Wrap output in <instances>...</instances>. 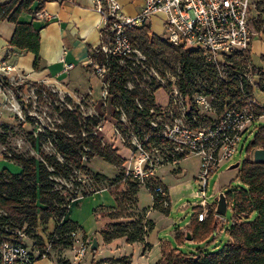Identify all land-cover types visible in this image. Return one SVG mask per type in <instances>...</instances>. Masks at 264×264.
Masks as SVG:
<instances>
[{"label":"trees","instance_id":"obj_1","mask_svg":"<svg viewBox=\"0 0 264 264\" xmlns=\"http://www.w3.org/2000/svg\"><path fill=\"white\" fill-rule=\"evenodd\" d=\"M36 1L39 5L34 11L32 6ZM50 1L52 0H10L0 5V22L7 20L15 24L11 45L34 53L36 55L35 69L39 68L40 62V34L31 23H21L19 17L22 13L35 14L43 10L45 4ZM262 24L261 21L250 20V27L254 32H260ZM130 37L135 47L147 59L159 61L166 68L169 65L164 62L165 59L175 61L178 65L175 73L178 76V83L190 100L196 92L210 93L209 87H215V72L205 62L202 51L174 47L155 34L150 37L149 26L131 31ZM95 58L100 62L108 63L109 94L115 107H122L130 122V126L118 123L119 126L126 130H133L141 141H144L147 135H151L146 146L162 143V139L152 136L150 121L153 116L150 110L157 107L155 88L147 82L144 87L141 86L140 81H143L141 66H122L114 57L107 58L103 55H96ZM242 60L234 65V69L246 68L251 63V54L248 53ZM178 67L181 70L179 74ZM224 71L228 76L227 70ZM161 73L165 74L162 71ZM252 73L258 77L256 87L264 92V68L252 65ZM137 75L140 80L136 78ZM130 82H133V88H129ZM6 84L13 92H16L18 88L16 85L8 80ZM231 84L232 91L238 94L235 83ZM34 85L38 88L40 86ZM43 89L45 91L47 88L44 86ZM214 94L218 114H221L225 109L226 99L231 97V91L220 87ZM68 101L71 103V98H68ZM192 110H196L195 106ZM64 111L65 113L62 112L65 123L63 129L53 131L46 128L38 134L29 133L28 141L38 156L18 151L4 155L5 159L21 166L22 171L15 174L8 169H0V246L3 237L7 235L5 228L12 231L25 229L36 248L43 249L47 241L51 242L52 249L56 250L73 246L74 238L71 234L79 232L80 227L78 223L66 219L69 205L81 194L83 196L92 194L104 184L116 203V207L108 211V217L113 221L128 219L111 223L107 229L101 231L104 242L109 243L114 239L125 237L130 244L145 243L144 248L150 249L151 246L146 243V237L152 231L154 223L146 218L145 210L138 208V195L142 189L140 182L133 177L125 176L123 166L125 160L115 149L103 144L99 136L94 135V128L99 123L97 118L81 117L77 110L65 109ZM115 115L119 120L121 112L116 111ZM8 127L3 126V131L0 132V141L5 143L8 139L7 130H10ZM83 128L86 130L84 131L86 136H83V131H80ZM48 141L53 148V153H46L43 150ZM257 148H264V126L259 127L253 141L249 144L248 151L251 153ZM96 155L121 168L119 175L111 179L91 172L86 161H90ZM184 157L182 156L181 159ZM77 172L87 175L85 183L78 180ZM237 177L242 186L226 193L232 209V223L224 228L221 223L222 217L213 211H210L205 222H199L196 218L190 228L193 240L206 242V246L191 252H185L179 247L164 246L162 259L155 264H264V164L248 159L242 163ZM59 179L72 181L74 188H68ZM90 183H93L91 186L96 187L93 192L87 189ZM159 185L168 192L167 186L160 180H154L153 184L151 181L150 188H147L153 194L154 189ZM76 190L80 193L75 192ZM154 208L166 214L170 212V206L163 207L155 202ZM50 220H54L56 226L45 241L37 234V227L39 223L47 224ZM223 229L226 231V239L223 243L220 242L210 248L209 245L215 240L210 238L216 237L217 233ZM184 238L185 234L182 231L176 233V239L180 243L185 240ZM57 263L71 264L70 261L62 258H59ZM92 264H131V261L123 257L100 262L93 261Z\"/></svg>","mask_w":264,"mask_h":264},{"label":"built area","instance_id":"obj_2","mask_svg":"<svg viewBox=\"0 0 264 264\" xmlns=\"http://www.w3.org/2000/svg\"><path fill=\"white\" fill-rule=\"evenodd\" d=\"M92 1L104 23V35L102 42L91 50L85 65L103 79L104 97H111L109 67L108 63L97 60L96 55L114 57L122 66H141V86L144 87L146 82L152 85L155 88L154 96L160 88H165L168 94L166 105L160 106L155 98L157 107L150 110L153 116L150 121L152 136L163 140L159 145L146 146L151 135L141 141L133 130L120 127L118 123L130 126V122L122 107H116L121 116L117 119L115 134L130 151L124 165L125 176L135 178L142 187L150 188L151 181L153 184L154 180H158L162 166L178 165L182 156L195 154L200 157L196 195L201 199L195 206V217L203 222L210 211L217 215L218 196L213 203L208 201L209 180L223 164L235 157L245 132L264 120V106L254 93L256 76L252 73L251 64L246 68L234 69V65L239 64L251 51L256 32L251 29L250 20H257L264 13V0H144L141 12L134 17L124 14L121 0ZM157 15L162 16L163 38L174 47L202 51L205 62L215 72V91L220 87L231 91V97L226 99L221 114L216 111V98L211 89L210 93L196 92L190 100L182 91L177 75L170 72L163 75L146 66L148 59L135 47L130 32L149 26L151 17ZM35 16L48 18L50 15L43 9ZM66 68L69 70L73 65L67 64ZM12 70V66L6 62L0 66V72L8 74ZM224 70H227L228 76ZM177 72L181 73L180 67ZM2 76L0 92H4L2 85L6 84V78ZM136 78L140 80L138 75ZM231 83H235L238 94L232 91ZM129 88H133L131 83ZM138 105L141 107L139 102ZM193 106L195 111L192 110ZM20 118L23 119L21 115ZM102 129V125L98 124L94 128V135L100 137ZM43 131L40 129V132ZM83 136H86L85 132ZM83 158L86 160L85 156ZM77 174L79 181H87V175ZM59 181L68 188H74L72 181ZM75 192L80 193L79 190ZM152 196L155 203L170 206L169 193L162 185L154 189ZM5 231L7 235L0 246L1 264H36L39 259L48 257L51 242H45L43 249H32L25 241L30 237L25 229L12 231L5 228ZM71 235L75 247L78 232ZM91 245L92 241L86 240L75 247L76 261L84 258Z\"/></svg>","mask_w":264,"mask_h":264},{"label":"crops","instance_id":"obj_3","mask_svg":"<svg viewBox=\"0 0 264 264\" xmlns=\"http://www.w3.org/2000/svg\"><path fill=\"white\" fill-rule=\"evenodd\" d=\"M9 1L10 0H0V5ZM121 3L124 14L134 17L141 12L144 5V0H121ZM38 5L39 2L36 1L32 6V10L35 11ZM44 10L49 13L50 16L48 18H37L33 13H22L19 17V21L21 23H31L34 28L39 31L40 62L38 69H35L36 55L34 53L29 52L27 50L19 49L17 47H13L11 45V40L15 31V24L7 20L0 22V66L3 65V62H6V64L12 66L13 68L10 73L7 74L0 72V75H4L6 80H8L11 84L17 85L18 88L16 91H24L25 85L19 84L18 82L20 81L27 82V84L32 83L37 85H43L56 93H64L66 95H69L70 98L72 96L71 99L76 100L77 103H80L81 99H83L84 101L85 98L86 103L88 104V115L97 118L99 120L98 124H101L103 127L102 131L99 133L103 144L115 149L118 155L121 156L126 162L127 158L130 155V151L128 147L121 142L119 136L115 134L114 128L117 124V118L115 115L117 111L116 107L113 104L111 97H104L103 79L98 76L91 68L86 67L85 65L86 61L90 56L91 50L102 42V38L104 35V23L102 21L100 13L96 8V5L92 0H52L45 4ZM154 19H157L159 22H161L162 30L159 32L152 31V21ZM149 29L150 37L155 34L163 38L164 28L161 15L151 17ZM253 62L254 61L252 59L251 54V66L255 65L253 64ZM67 64H72L73 68L66 70ZM21 76H23V79L21 78ZM255 80L258 81V77H256ZM254 93L258 101L264 106V92L260 91L256 87ZM6 97L7 96L4 92H0V121L11 124L16 119L12 118V113L9 111L6 105ZM262 122H264V120L257 122L254 127ZM20 123L22 124L23 122ZM95 157L103 159L101 156L98 155H96ZM94 158L90 159V161ZM186 159L187 157L181 159L178 164V166L180 167L178 169H174L173 171L178 174H182V167H184L183 163L184 161H186ZM87 163L88 161H86V165L91 172L102 174L111 179L119 175L121 171V168L116 166L118 168L117 175L108 176L102 173L101 171L94 170ZM240 167L241 164L238 167L239 170ZM0 169H8L9 171L15 174H18L22 171L21 166L5 159V157L2 155H0ZM199 171L197 175H194L196 180L199 175ZM187 173L188 171H186L185 169L184 174ZM158 180H160L164 185H166L159 177V175ZM168 192L171 201V193L173 192V189L168 188ZM224 192L227 193V191ZM106 193L110 195L107 186L103 184L100 185L99 190L89 195L98 196ZM86 196L87 195L83 196L81 194L77 199L73 200L70 203L69 213L66 219H70L78 223L80 227L79 231L81 230L84 235V241L91 240L93 242V238L91 237L92 235H89L88 233L84 232L81 223L70 216L71 205L74 203H79L81 198ZM110 198L111 200H109L107 206L101 205L95 208V212L104 213L106 216H108V211L116 207L114 198L112 196ZM138 208L140 210H145L146 218L148 220H152V222L154 223L152 231L149 232L146 237V243L151 246V252L155 251V249L159 250L160 258L157 260L159 261L163 256V247L166 246L168 248H173L171 247L173 246V244L170 243L171 241L159 238V235L156 234V232L158 231L156 223L153 219L149 217V211L151 209L157 210L154 208V200L153 204L149 207H142L140 205L139 199ZM195 219L196 217L194 215V220ZM127 220L128 219H121L118 221H113L110 219V221L105 225V227H103L101 231L107 229L111 223ZM203 222H205V220ZM55 226L56 223L54 220H50L47 224L39 223L37 227V234L40 235L42 239L46 241L49 235L54 231ZM190 228L191 224L187 225L186 228H176L175 235L177 232L182 231L185 234L184 239H186V234L188 232L192 233ZM224 230L225 229L222 230V233L224 232ZM219 232L217 233L218 235L216 237L212 236L210 238H215L214 242L209 245L210 248L220 244V237L222 235L219 234L222 233ZM122 238L126 239L125 237ZM25 241L29 247H31L32 249L34 248L33 240L30 237L26 238ZM191 241L193 242L188 245H191V248L194 246L193 249L195 250L199 247L206 246V242H194V240ZM136 244L144 247L145 243H132V245ZM69 249H72L73 251L74 255L72 258L67 255V250ZM150 249H147L145 251L144 248L142 256H146L147 252L150 251ZM51 252L55 253V255H57V258L48 256L47 258L39 259L36 264H58L57 261L61 257L65 261H70L71 264H78V261H76L75 259L76 251L74 246H71L69 248H59L57 250L51 249ZM125 257L129 258L128 256Z\"/></svg>","mask_w":264,"mask_h":264},{"label":"rangeland","instance_id":"obj_4","mask_svg":"<svg viewBox=\"0 0 264 264\" xmlns=\"http://www.w3.org/2000/svg\"><path fill=\"white\" fill-rule=\"evenodd\" d=\"M257 21H261L263 24L260 32L255 31L256 35L253 36L251 54L254 61L253 64L264 68V13L259 16ZM161 30V22H159L157 19H154L152 21V31L159 32ZM148 60L149 62L147 61L146 66L149 70H152L153 68L166 74L167 72L172 74L176 73V68L178 65L174 60L169 58L164 60V62L169 65L168 68L163 66V64L159 61L154 59L151 60L150 58H148ZM135 71L138 73L137 70ZM18 83L25 85L24 91L20 90L13 92L7 84L3 83L2 85L3 91L7 96L5 99L6 105L9 111L12 113V118L16 119L11 124L0 121L1 132L3 131V126H9L8 129H10L7 130L8 139L6 140V143L0 141V155L2 156L12 151L29 153L38 156L37 152L31 148L28 141L29 133L35 132L36 134L40 132V129L44 130L46 128L53 131L63 129L65 123L62 116L63 113H65V109L77 110L80 113V116H83L84 118L89 116L88 104L86 103L85 98L84 101L81 99L80 103H77L76 100L71 99L72 102L70 103V101H68V98H70L69 95L64 93H56L48 88L45 90V92L43 89L44 86L40 85L39 88H37L32 83L27 84V82L20 81ZM130 83L133 85V82ZM209 89L215 92L214 87H209ZM155 98L157 104H167L168 94L166 89L160 88L157 90ZM20 115L23 119L20 118ZM212 116L215 117L214 114H212ZM20 122L23 123L21 124ZM260 126H264V122L257 124L255 127L251 126L245 132L241 139L238 153L235 155V157L230 162L223 164L220 169L210 178L207 192L209 198L208 201L210 203L215 201L221 191H229L238 186H242V183L237 177L239 168L231 169L230 166L236 162H241L240 164L242 165L244 161L248 160L249 158H253L252 152L250 153L248 151V147L251 141H253ZM80 131L84 132L86 130L83 128ZM43 150L46 153H53V148L49 144V141L45 143ZM186 157L187 159L183 163L184 167H182V174H178L173 171L174 169H178L180 167L178 165L166 164L159 169V177L169 189H173V192L171 193L170 212L169 214H166L161 211L151 209L149 211V217L156 223L158 230L156 234L159 235V238L171 241L170 243L173 244L171 247L173 248L179 247L185 252H191L195 250L193 249L194 246L191 248V245L188 244L192 243L193 241L185 239L182 243H180L176 239L175 235L176 228H186L187 225L193 223L196 209L195 206L198 205L199 201L201 200L196 195V191L199 189V184L198 180H196L194 177V175H197L199 171L200 157L195 154H190ZM87 164L94 170L101 171L108 176L117 175L118 173V168L116 166L107 163L99 157H95L93 160L88 161ZM184 168L186 171H188L187 174H184ZM92 184L93 183H90L87 187L89 192H93L96 188L95 185L91 186ZM110 197L111 195L107 193L98 196L87 195L86 197L81 198L79 203H74L71 205L70 216L81 223L84 232L92 235L91 237L93 239L96 238L98 241V249L92 250L89 248L84 258L81 261H78V264H92L93 261L100 262L107 259H120L125 256H128L129 259L132 260V264L155 263L160 258V252L157 249L151 252V248L150 251H148L149 253L147 252L146 256L143 257L142 253L144 247L138 244L132 245L127 243L126 239L124 238L116 239L111 243L104 242L101 235V230L110 221V219L104 213H96L95 208L101 205L107 206L109 200H111ZM152 197L153 196L150 190L143 186L139 194L140 205L142 207H149L153 204ZM232 217V209L228 208L227 214L222 216L221 219V223L224 228H227L232 223ZM224 232H219L222 233L219 234L222 235L220 237V241L222 243L227 236L225 230ZM83 241L84 235L80 230L75 242V247L79 246V244ZM146 250L147 249H145V251ZM67 255L70 258L73 257L74 254L72 249L67 250ZM48 256L57 258V255H55L53 252H50Z\"/></svg>","mask_w":264,"mask_h":264},{"label":"water","instance_id":"obj_5","mask_svg":"<svg viewBox=\"0 0 264 264\" xmlns=\"http://www.w3.org/2000/svg\"><path fill=\"white\" fill-rule=\"evenodd\" d=\"M253 161L255 163H262L264 164V148H257L253 151ZM240 166L239 162H236L235 164L231 165L230 168H238ZM229 208V202L227 199V195L224 191H221L220 194H218V200H217V208L216 213L218 216H225L227 214V210ZM186 239L191 241L193 240V234L191 232H188L186 234ZM92 250L98 249V241L96 238L93 239Z\"/></svg>","mask_w":264,"mask_h":264}]
</instances>
